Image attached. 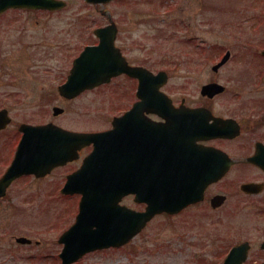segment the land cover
Returning <instances> with one entry per match:
<instances>
[{
  "label": "flooded vegetation",
  "instance_id": "af4514ba",
  "mask_svg": "<svg viewBox=\"0 0 264 264\" xmlns=\"http://www.w3.org/2000/svg\"><path fill=\"white\" fill-rule=\"evenodd\" d=\"M30 1L1 9L0 29L13 30L21 25V30L26 32L35 25L44 26L50 18H58L67 24L62 31L69 32L71 38L78 33L76 39L84 41L72 60H67L65 79L54 96L58 104L52 108H62L61 117L66 114L65 106L69 103L95 92L108 99V109L104 113L89 107L79 109L77 119L85 124L102 123L96 128L65 126L59 124L58 116L54 115V119L45 121H19L15 113L20 105L28 103L30 106L29 101L25 102L28 95L11 89L16 88L17 80L10 83L0 76V87L9 88L0 90V112L9 120L0 130V179L15 158L22 124L53 122L78 132L108 131V167L113 175L124 177L128 183L123 205L145 211L147 204L136 201L137 192L142 198L148 189H157L158 179L168 173L175 179L177 211L157 215L147 226L163 215L181 217L180 222L189 230L203 226V222H217L219 232L214 229L207 233L208 239L212 236V241L219 244L211 245L217 264H224L233 251L235 257L244 259L242 264H264V60H233L235 56L229 49L226 50L230 52L229 60H214L212 70L216 76L229 70L230 75L235 74L232 81H240L241 88L246 90H231L222 84L225 90L204 94V85L219 83L210 80L202 85L199 97L190 92L171 91L167 88L179 72L180 63L170 60L163 65L161 60L163 67H159L152 60H132L126 53V31L122 34V25L116 17L128 18L130 7L135 6L137 0H48L41 5L45 7L39 8ZM249 20L251 17L245 15L237 26L259 29L252 21L254 27L248 25ZM108 28L110 32L116 31L115 45L126 58L116 63L125 62L133 71L112 75L105 83L86 89L73 99L62 96L60 86L67 80L75 58L85 47L99 44L97 30ZM241 46L252 48L253 43L242 41ZM28 61L32 67L35 65V60ZM197 61L204 66L202 60ZM194 63L190 61L189 66ZM39 64L46 62L41 60ZM164 80L165 85L159 88V82ZM44 89L42 86V104L39 101L32 104L39 105V109L51 105L49 101L45 103L49 96ZM93 150L94 145L85 146L79 151L78 159L53 169L45 177L29 175L15 180L6 194H10L20 180H45L60 172L61 183H55L50 191L61 192L67 177L80 169ZM211 177L218 180L207 183ZM132 188L136 192L131 193ZM17 238L12 237L11 241ZM1 247L0 239V250ZM198 257L196 253L195 258Z\"/></svg>",
  "mask_w": 264,
  "mask_h": 264
},
{
  "label": "rangeland",
  "instance_id": "374dc122",
  "mask_svg": "<svg viewBox=\"0 0 264 264\" xmlns=\"http://www.w3.org/2000/svg\"><path fill=\"white\" fill-rule=\"evenodd\" d=\"M245 15L251 17L248 25L259 29L237 26ZM127 17L116 19L122 25V34L126 31V53L132 60H152L158 65L161 60L163 65L173 60L181 64L167 88L171 91L199 97L202 85L210 80L231 90H246L241 88L240 81H232L235 74L230 75L229 70L216 76L212 70L214 60H220L227 49L235 56L233 60H264L256 54L264 45V0H137ZM46 22L26 32L21 25L13 30L0 29V76L10 83L17 80L16 88L11 89L25 92V102L31 103L18 107L15 115L19 121L55 118L52 106L58 101L54 102V96L65 79L67 60H72L84 42L76 39L78 33L71 38L69 32L62 31L67 26L63 20L50 18ZM242 41H252L253 47L241 46ZM28 60H35V65H29ZM41 60L46 64H39ZM192 60L195 63L189 66ZM197 60H202L204 66ZM42 86L49 96L44 101L51 105L39 109V105L32 104H42ZM107 100L95 92L86 94L65 106L67 112L58 116L57 122L72 127H99L100 122L81 123L77 119L79 109L89 107L104 113ZM60 173L45 180H20L10 194L0 199V264L60 263L63 246L58 239L75 222L80 201L79 196L62 197L50 191L62 181ZM181 219L159 216L127 247L90 253L77 264H217L211 245L219 244L212 241V236L208 239L207 233L214 229L218 233V223L203 222V226L189 230ZM16 236L30 238L33 243L21 245L15 239L11 241Z\"/></svg>",
  "mask_w": 264,
  "mask_h": 264
},
{
  "label": "water",
  "instance_id": "95a60500",
  "mask_svg": "<svg viewBox=\"0 0 264 264\" xmlns=\"http://www.w3.org/2000/svg\"><path fill=\"white\" fill-rule=\"evenodd\" d=\"M27 1L30 0H0V10ZM41 1L30 2L37 5ZM108 29L96 31L101 38L100 44L87 47L76 59L68 81L60 87L62 95L73 98L85 89L105 82L107 75L128 71L129 67L125 62L123 65L116 63L126 59L114 47L116 31L110 32ZM228 58L229 54L223 60ZM224 89L218 83H211L205 85L202 92L212 94ZM62 111L55 108L54 113L59 115ZM1 122L0 115V129L5 124ZM21 131L24 135L17 156L0 182V196L5 195L3 192L6 186L16 177L32 173L43 176L55 166L73 160L83 145H95L94 152L85 160L82 169L68 178L62 190L64 194H82V199L76 223L60 238V243L64 244L60 255L61 264H74L83 255L96 249L124 245L156 214L177 211L175 206L179 201L175 198L176 184L170 173L158 179L159 187L156 190H147L142 199L137 195V201H144L148 205L145 212H136L120 205L126 194V181L121 176L113 175L107 166V132L76 133L53 123L44 126L22 125ZM216 180L218 178H211L207 182ZM18 242L26 244L30 240L19 238ZM234 257L231 254L226 264H241L244 260H235Z\"/></svg>",
  "mask_w": 264,
  "mask_h": 264
}]
</instances>
